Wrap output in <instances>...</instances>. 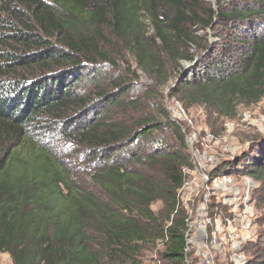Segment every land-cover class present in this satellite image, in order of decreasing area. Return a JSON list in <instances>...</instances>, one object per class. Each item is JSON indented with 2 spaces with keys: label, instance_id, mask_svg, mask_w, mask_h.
<instances>
[{
  "label": "trees",
  "instance_id": "trees-1",
  "mask_svg": "<svg viewBox=\"0 0 264 264\" xmlns=\"http://www.w3.org/2000/svg\"><path fill=\"white\" fill-rule=\"evenodd\" d=\"M196 59L200 73L186 72ZM172 81L170 98L202 107L212 129L260 104L264 0H0V253L12 264H143L153 252V264H185L187 214L175 211L191 163L161 104ZM261 150L227 163L256 185L263 229L247 264H264Z\"/></svg>",
  "mask_w": 264,
  "mask_h": 264
},
{
  "label": "rangeland",
  "instance_id": "rangeland-1",
  "mask_svg": "<svg viewBox=\"0 0 264 264\" xmlns=\"http://www.w3.org/2000/svg\"><path fill=\"white\" fill-rule=\"evenodd\" d=\"M206 1L216 6V0ZM209 40V42H211V45L213 46L215 44V39L212 38V34L210 35ZM237 52H239V50ZM228 61L230 64L234 62L236 63L238 61V58L235 56H229ZM197 62L198 59H196L194 63L181 62V65L186 70V72L193 71V74H197L200 73L199 71L201 70V67L197 66ZM136 72L139 76V81L145 86L153 87L155 85V82H153L152 79H149L137 70ZM176 78L174 81H176ZM172 87L173 81L163 89V92H161V104L168 112L172 121L182 129V133L184 134L185 142L187 145V155L190 159L191 166L193 167L192 169L190 168L191 170L195 168L193 158L196 162L202 160L201 166L203 167L204 159L213 163V165L209 167L208 171L199 172V174L201 175H210L211 177H217V174H219L220 172L222 174L223 172L227 173L228 162L242 160L245 156L247 158L244 159L243 164H247V162L250 161L255 162V160H252L253 158L250 159L248 158V156H251L256 150L258 152L262 151L261 149L264 147V100L260 104L251 106L249 108L239 107L237 119L227 121L223 120V123L221 121L220 124L212 129L206 124L207 117L202 107L191 108L187 111L185 108H183L184 106L179 104L176 100L170 98ZM156 135L158 136L161 134L156 133ZM63 145L64 143L60 144V146ZM192 150H196V152L198 153L192 156ZM69 151L70 150H68V152ZM255 157L256 158L254 159L257 160L258 157H261V155H255ZM76 161L77 160L75 159L71 165H73L77 172H79L80 169H84V166H82L81 162L77 163ZM249 177L252 181L253 178L251 176ZM197 179L198 182L194 191V203H197L196 206H202V197L205 193L208 194V197H210V199L213 197L211 204H209L210 206L215 205L214 203H216V196L219 202L228 197V194L227 196L220 195V190L215 183L205 184V182L201 180V177ZM229 179H232V181L229 184L225 183L226 187H228L229 185L231 187H235V190H238V192L240 193L239 196H241L242 199H248L249 197H251L252 203H249V209H251L250 213L253 214L252 218H250L253 227H251L249 231H245L242 223L243 221L240 218H234L231 225L234 227V229H238V234H240L241 236H246L247 238L249 236H252V239H254L256 235L260 233V230L263 229L262 226L261 228L255 226L259 213L253 201L254 190L252 189L249 194L248 192L246 193L247 188L245 187L244 176L232 175L228 177V181ZM86 180L89 183L88 186L90 188L93 187L90 178L87 177ZM179 192L180 190H178V193ZM161 207V203H156L153 206V210L157 212L161 209ZM262 213L263 210L261 211V214ZM240 214L242 215L241 212ZM222 229L225 231V233H219L217 235V238L220 239V241L224 240L227 246H229V226L225 224ZM158 249H160V247ZM221 256L222 257L219 259L217 264H228V260L230 258V250L224 249ZM153 257H156L155 252L147 253L146 257L144 258L143 264H153L151 261ZM159 263L160 262H158V264ZM0 264H12V259L8 254L0 253Z\"/></svg>",
  "mask_w": 264,
  "mask_h": 264
},
{
  "label": "built area",
  "instance_id": "built-area-1",
  "mask_svg": "<svg viewBox=\"0 0 264 264\" xmlns=\"http://www.w3.org/2000/svg\"><path fill=\"white\" fill-rule=\"evenodd\" d=\"M196 150H192V156L198 153ZM201 161L196 162L193 158L195 168L191 170L193 167L190 166L183 169L185 179L179 189L178 206L175 211L177 213L178 210H183L187 214L185 220L187 230L185 264H217L224 249L230 250L228 264H247L250 257L246 247L253 240L252 236L248 238L241 236L238 234V229H234L231 224L233 219L237 217L242 219L245 231H249L253 227L250 219L253 214L250 213L251 209H249V203H252L251 197L242 199L235 187L225 186V183L229 184L232 181V179L228 181V177L232 175L222 174L221 172L217 174V177L199 174L200 171H208L209 167L213 165L212 162L204 159L203 167ZM199 177L205 184L215 183L220 190V195L227 196L228 194V197L219 202L216 196L215 205L210 206L213 197L210 199L208 194L205 193L202 197V206H196L194 191ZM244 182L247 188L246 193L249 194L252 189H255L256 185L249 177L244 176ZM225 224L229 226V246L224 240L220 241L217 238L219 233H225L222 229Z\"/></svg>",
  "mask_w": 264,
  "mask_h": 264
}]
</instances>
